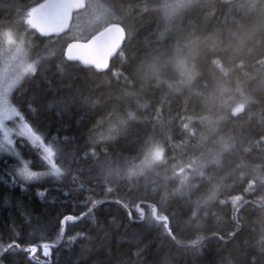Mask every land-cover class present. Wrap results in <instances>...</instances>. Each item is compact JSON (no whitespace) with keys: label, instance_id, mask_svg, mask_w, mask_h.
Here are the masks:
<instances>
[{"label":"trees","instance_id":"obj_1","mask_svg":"<svg viewBox=\"0 0 264 264\" xmlns=\"http://www.w3.org/2000/svg\"><path fill=\"white\" fill-rule=\"evenodd\" d=\"M44 1L0 0L40 61L11 98L67 153L61 180L20 191L0 152V236L53 244L16 264H264V0H96L126 33L102 72L23 22ZM81 212L57 241V214Z\"/></svg>","mask_w":264,"mask_h":264},{"label":"snow or ice","instance_id":"obj_2","mask_svg":"<svg viewBox=\"0 0 264 264\" xmlns=\"http://www.w3.org/2000/svg\"><path fill=\"white\" fill-rule=\"evenodd\" d=\"M24 12L23 6H15L14 14L8 22L9 27L0 29V42L5 45L14 43L11 25L21 22ZM23 22L27 23L28 21L23 19ZM72 48L73 44L69 43L64 49V60L72 61L75 59L71 54ZM39 63V60H28L23 50L19 48L17 54L11 58L0 55V152L9 153L15 158L6 161V163L11 165L10 174L20 191H25L30 184L45 178L61 180L67 172V168L64 167L67 153L61 148L60 142L55 138L50 140L49 135L42 131L38 120L33 119L28 108L23 103H14L11 98L14 90L23 97L25 85L29 82L26 78L39 74ZM84 66L88 67L89 65L85 64ZM65 139L68 138L65 137ZM17 145L23 147L18 151ZM25 150H27V154ZM57 158H59V163ZM46 191L47 189L37 185L36 194L41 199L45 197ZM64 195L67 196L69 193L65 192ZM89 203L91 207L88 208V213H91L103 201L90 200ZM116 203L121 204V201L117 200ZM86 216L87 213L85 212H81L79 215L58 213L59 233L57 241L65 234L67 227L75 225L77 221L86 218ZM128 217L130 221L133 220L130 211ZM41 246L44 255L48 256L53 247L51 243H43L40 246L32 244L24 247L12 235H9L7 240L0 236V264H16L14 254L17 251L29 254L31 259L37 248ZM252 264H256L255 257H253Z\"/></svg>","mask_w":264,"mask_h":264},{"label":"water","instance_id":"obj_3","mask_svg":"<svg viewBox=\"0 0 264 264\" xmlns=\"http://www.w3.org/2000/svg\"><path fill=\"white\" fill-rule=\"evenodd\" d=\"M85 7V0H45L28 14V24L40 34L62 35L69 31L73 14ZM125 39L124 28L115 23L85 40H70L65 48L69 43L73 44L71 54L75 59L72 61L82 67L87 64L95 71L102 72L121 51ZM163 221L167 224L166 220Z\"/></svg>","mask_w":264,"mask_h":264},{"label":"rangeland","instance_id":"obj_4","mask_svg":"<svg viewBox=\"0 0 264 264\" xmlns=\"http://www.w3.org/2000/svg\"><path fill=\"white\" fill-rule=\"evenodd\" d=\"M85 3V9L73 14L69 33H67L69 38L72 40H85L95 32L103 29L108 25L114 24L117 21L111 13L101 8L96 0H85ZM30 12L31 11L29 9V13ZM18 48L22 49L25 54L23 46H21L20 44L14 46L12 44V46H9L7 48V51L9 49L7 58L15 56L17 54ZM25 56L27 58V55ZM237 202V199L234 200V204H236Z\"/></svg>","mask_w":264,"mask_h":264}]
</instances>
